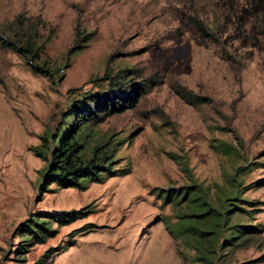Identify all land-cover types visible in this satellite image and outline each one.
<instances>
[{"label": "rangeland", "instance_id": "1", "mask_svg": "<svg viewBox=\"0 0 264 264\" xmlns=\"http://www.w3.org/2000/svg\"><path fill=\"white\" fill-rule=\"evenodd\" d=\"M187 8L185 0H0V20L41 19L51 34L43 56L57 67L34 71L0 46V264H200L169 230L177 210L163 195L193 181L215 195L236 169L241 208L231 218L258 229L213 264H264V53L240 48L236 69L181 28L177 13ZM122 66L148 77L133 106L100 124L122 139L117 171L82 186L44 182L39 134L73 99L106 87V68ZM37 216L46 231L27 239Z\"/></svg>", "mask_w": 264, "mask_h": 264}, {"label": "trees", "instance_id": "2", "mask_svg": "<svg viewBox=\"0 0 264 264\" xmlns=\"http://www.w3.org/2000/svg\"><path fill=\"white\" fill-rule=\"evenodd\" d=\"M185 1L187 10L177 13L181 28L193 29L210 40L219 55L236 69L241 63L237 52L242 48L264 53V0ZM45 28L40 18L36 20L17 12L11 18L0 20V46L20 54L34 71L51 76L57 67L43 56L51 36ZM87 37L84 35L82 40L86 41ZM79 46L77 44L76 49ZM133 73L139 74L130 66L106 68L101 77V81L107 82L106 87L73 99L55 127L39 134L40 140L33 150L46 160L44 182L82 186L86 179L98 181L105 174L117 171L115 152L122 139L102 129L100 124L109 115L133 106L137 96L145 91L148 76L135 79ZM129 88L134 94L128 92ZM225 180V184L218 185L215 195L197 181L178 188L168 187L163 195L170 198L177 210L174 222L169 225L166 220L169 230L184 247L194 250L193 258L200 264H213L221 248L245 244L258 229L254 223L231 218V213L238 214L241 208L236 203L241 199L239 171L226 172ZM74 213L71 210L68 215L76 216ZM38 217L26 225L27 239L44 235L45 221H37Z\"/></svg>", "mask_w": 264, "mask_h": 264}]
</instances>
